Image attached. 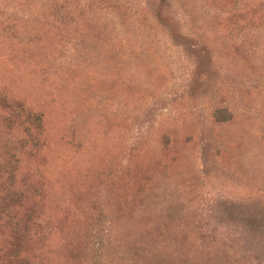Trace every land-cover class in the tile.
<instances>
[{
    "label": "rangeland",
    "instance_id": "374dc122",
    "mask_svg": "<svg viewBox=\"0 0 264 264\" xmlns=\"http://www.w3.org/2000/svg\"><path fill=\"white\" fill-rule=\"evenodd\" d=\"M0 264H264V0H0Z\"/></svg>",
    "mask_w": 264,
    "mask_h": 264
}]
</instances>
